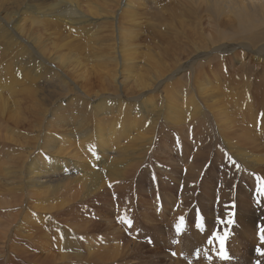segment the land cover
Masks as SVG:
<instances>
[{
    "label": "bare ground",
    "instance_id": "obj_1",
    "mask_svg": "<svg viewBox=\"0 0 264 264\" xmlns=\"http://www.w3.org/2000/svg\"><path fill=\"white\" fill-rule=\"evenodd\" d=\"M174 2L175 6L163 15L164 6L159 0H0V201L4 200V206L10 205L7 211L0 210V264H64L70 258L76 261L75 264H130L124 259L126 255L136 256L139 248H133L138 244L127 239L119 226L116 229L109 225L114 229L109 234L117 243L112 245V253L105 241L101 246L98 241L100 234L96 230H101V225L83 219L74 223L80 231L76 232L73 243L59 240L65 237V229L54 216L66 214L57 207L67 195L66 188L77 185L82 193L81 200L100 201L106 199V177L127 179L128 188L133 186L135 190L138 187L142 194L146 190L155 199L157 209L163 203L169 204L166 195L161 193L162 189H168L180 197L186 196L185 202L177 200V207L184 209L189 205L190 219L194 220L193 212L198 208L199 200L193 201L192 182L199 176L190 178L192 174L189 175L187 168L181 172L174 167L157 180H150L147 174L134 177L133 164L141 161L155 131L158 135L168 134L160 128L162 125L176 130L187 122L198 127V133L210 116L216 124L221 121L223 125L239 126L242 133L239 135L246 137L252 145L258 138L253 129L264 136V115L261 122L256 116L254 102L246 100L253 75H244L249 71L235 72L245 69L247 61L233 54V47L240 44L256 59H264V42L254 46L260 40L256 32L264 30V0ZM201 10L215 22L218 30L212 40L201 33L198 37L204 39L198 40L184 29L185 18L190 13L197 17ZM225 17L238 25L247 24L244 26L246 32L251 28L248 36L251 43L235 42V37L230 30L228 32L229 26L223 21ZM143 25L146 28L150 25L152 29L144 42L140 39ZM163 27L167 30H161ZM207 44L218 53L216 66L203 67L205 61L210 60L205 49ZM187 46H191V50L187 51ZM228 54L231 59L225 60ZM230 60L237 65L235 68L230 64L235 79L215 72H225L224 65ZM216 67L221 71L214 70ZM183 71L188 72L180 77ZM261 107L264 110V99ZM164 109L166 114L161 113ZM122 142L126 147H119ZM12 143L28 147H21L23 150L13 155L10 152ZM35 148L43 149L49 159L34 154ZM86 149L90 154L84 153ZM234 152L235 161L229 164L222 163V155L217 152L218 161L213 169L220 172L222 180L226 181L224 187L229 190L232 186L226 178L233 168L243 181L254 185L255 175L264 172V149L236 147ZM182 161L190 163L186 152ZM37 192L40 196H62L59 203L37 209L30 202ZM229 193L224 191L214 198L205 197L200 200V206L207 216L222 214L217 224L224 223L225 229L239 237L234 236V240L245 241L232 220V214H241L245 208L243 205L241 209L234 208L232 201L225 204V199H230ZM256 195L253 193L251 197L256 200ZM28 204L33 210L46 213L37 216ZM174 207L177 209L176 205ZM247 208L260 210L262 205ZM128 210L133 212L134 235L140 239L148 225L139 222L134 209ZM32 216L43 228L32 222L31 229H25ZM18 219H22L24 227L15 223ZM229 220L232 223H228ZM159 225H149L152 229L149 228L148 235L162 237L165 231L173 230L172 225L164 228ZM93 227L97 229L92 230ZM49 229L54 234L52 243L59 250L65 249L56 255L64 260L60 263H55L58 259H54L56 256L51 258L47 248L48 255L35 253L33 256L27 250L30 244L37 246L35 237L45 233L51 235ZM103 235L107 237L108 233ZM144 238L147 240L144 236L141 241ZM68 244L70 247L74 244V249H68ZM235 253L231 255L235 257ZM236 259L227 260L235 263Z\"/></svg>",
    "mask_w": 264,
    "mask_h": 264
},
{
    "label": "rangeland",
    "instance_id": "obj_2",
    "mask_svg": "<svg viewBox=\"0 0 264 264\" xmlns=\"http://www.w3.org/2000/svg\"><path fill=\"white\" fill-rule=\"evenodd\" d=\"M160 1L162 3V6H164V9L161 11V14L163 15L169 11L170 7L172 8V6H175L174 5L175 0H159V2ZM223 21L227 26H229L228 32L230 30L232 37H235V40H234L235 42H240L244 44V43H247V41H249V43H251L250 39L248 40V36L250 34L251 28H249L248 31L246 32V26H244L247 24L243 23L242 25H238L237 23H235L234 20H232L233 22H231V20L228 17H225ZM149 27L150 25H148L147 28L144 25L143 27H141L142 32L140 33L141 34L140 39L142 42L147 41L148 37L145 38L146 35L149 36L152 32V29H150ZM180 29H183V28H180ZM184 29L186 30V33H188L189 35L194 34V36L198 38V40L204 39V38L198 37L200 33L204 34L205 37L208 36L206 37V39H211V40L214 38L213 37L214 35L216 37L218 34V30L216 29L215 22L211 18H209L206 15V13L203 12L202 10L197 12V17L192 16L190 13L189 17L185 18ZM161 30L165 31L167 29L166 27L165 28L163 27L161 28ZM256 37L259 38L260 40L256 43L252 42L254 43V46L255 45L258 46L259 44H261V42L262 43L264 42V30L257 31ZM241 38L243 39L241 40ZM212 48L213 46H211L210 44H207V47L205 49H207V52L210 54V57H209L210 60L208 62L205 61V64H203V67L207 65L216 66L218 64V61H219V58L217 57L218 53L215 51V49H212ZM141 50L144 51L142 47H141ZM186 50L187 51L191 50V46H187ZM233 54L237 55V57L244 58V60L247 61V66H245V69H240V71L239 70L237 71L236 69L235 72L239 74L242 71H245V72L249 71L247 73H244V75L248 74L247 77L250 76L249 74L253 75V76H250L251 79H250L249 88L251 90L248 91L249 93L247 92L246 98L247 97L248 98L246 100L248 102H254L255 107H256V116L257 118H260L261 122H263L261 117H263L264 115V110H263V107H261V101L262 99H264V59L262 60L256 59L254 54L247 53L245 50H243L240 47V44H237L236 46L233 47ZM244 55H247V56H244ZM227 59H231V54L227 55L225 60ZM230 64L235 66V68L237 66L235 61L230 60V62L224 65V69L226 70L225 72H222V73L219 71H215V72L220 73L224 77L228 76V78L233 77L235 79L233 75L234 70L232 69V66ZM216 68L217 69H214V70H220L218 67ZM187 72L183 71L179 76L180 77L181 75L184 76V74H186ZM244 79H246V77H244ZM258 84H260V86H258ZM159 100H161V98H159ZM161 113L166 114V110L164 109ZM241 118L244 119V121H246L245 118L243 117ZM222 125L223 124H221V121H219V123L216 124V122L210 116H209L208 121L206 122V125H203L201 129L198 130V133H196L197 132L196 130L198 127L194 128V125L192 123L184 122V124L177 127L176 130L169 129L165 127L164 125H162L160 128L164 129L165 133L166 131H168V134L163 135L162 133L158 135L157 131H155L156 132L155 136L153 137L150 145H146L145 155H143L141 161L138 164H133V167H132L135 178L142 174H147L150 180H157L160 177H162L163 174L167 175L171 171H173L174 167H176L177 170L179 169L181 172H183V170L185 171V169L187 168L189 175L192 174L190 178L195 175L199 176L198 179H196L195 177L194 178L195 181L192 182L194 186L193 201L197 202V200H199L198 208H194V212H193V216L195 217L196 220L190 219L191 211L189 210V205L188 207L185 205L184 209H180L177 207V200L181 201L182 199L185 202L186 196L180 197L177 192L173 193V191H170L168 189H162L161 193L166 195V199L168 198L169 204L164 205V203L163 204L161 203L162 204L161 207L157 209L155 207V199L153 197L151 198L149 196L150 194L147 193L146 190L143 191L144 193H146L144 195V193L142 194L140 188L138 187L135 190H133V186L128 188L129 180L127 179H123V180L117 179V178L109 179L106 177L104 179L106 181L105 187H104L105 191L107 192L106 199H101L100 201H98L97 199L93 201L91 200L89 202L81 200L82 198L81 191L78 189L77 185H73L71 188L68 187L64 190L67 193V195L63 198L61 203L59 202L61 200L62 195L56 196L54 194L53 196L52 195L40 196L41 194H38V192L35 194L36 198H30V202H32V204L36 206L37 209L39 207L46 206L49 204L54 205L56 203H59L57 207H60L61 208L60 210L66 213L65 215H56L57 217L54 216V220L59 222L60 225L65 229V234H64L65 237L59 240L70 241L73 243L75 241L76 232L80 231V228L74 225V223L75 221L77 223L81 222V220L83 219L87 223L92 222L95 225H98V224L101 225L100 226L101 230L94 228V227L92 228V230L97 229L96 230L97 234H100L98 237L100 246L103 245L102 243L105 241L106 242L105 246H107L109 253H112L111 248L114 246V244H117V243L114 242V239L109 234V233L112 234L114 231V229L111 228L109 225L113 226L116 229L119 226L120 227L119 231L122 230L123 232L121 233L125 237H127V239L128 238L133 239L134 241H136V244H138V246L136 245V247L133 248V249L139 248L138 251H136L137 252L136 256L131 258V255H126L124 259L126 262L130 264H137V263L145 264L148 262H149L148 264H152V262H157V264H174V263L177 264V262L178 264H227V263L228 264H236V263L238 264H241V263L242 264L243 263L244 264H257L258 260L260 261V264H264V257L259 256L256 251L257 248L264 249V242H262L259 237L262 234L261 230L264 229V214H263L264 213V202H263L264 195L260 194V188L264 187V172L262 171L261 173H257L255 175L256 182L253 185L252 183L248 181H243V178L239 176L237 170L233 168V170H230L229 176L226 178V180L229 183H231V186H232L231 190H229L224 187V184L226 181L222 180L223 177L220 174V172L213 169L214 164L217 163L218 161L217 152L221 153L222 155V159H221L222 163L229 164L230 161L232 160L235 161L233 156H234V153H235L234 151L236 150V147L241 148V149H246V150L251 149L255 151L264 149V136H262V134H260L259 131L253 129L254 131L258 132V133L254 132L255 135L258 134L257 135L258 138L256 139L254 145H252L246 137L239 135L240 133L239 126L237 125L234 126V125H230L227 123L223 126ZM177 131H179V133ZM25 134L30 135L29 132H25ZM11 145L13 147L10 148V152L13 155L17 154V152H19L20 150H23L21 147L27 146V145L14 144V143H12ZM158 146L160 147L157 148ZM119 147L121 148L126 147V144H123L122 142V144H120ZM185 152L190 160V163L184 164V162L182 161L183 154ZM84 153L90 154V151L86 149L84 150ZM34 154H40L47 160L49 159V155L45 154L43 149L39 151L35 148ZM94 155H95V158H97L98 153L95 152ZM90 162L91 161L89 160V163ZM224 191L230 192L228 195L230 199H225L227 201L225 202V204L232 201L234 203L233 204L234 208L241 209L242 205L245 208V210H243L244 212L242 211L241 214H236V213L232 214V217H233L232 220L234 224H236L238 228L241 230V234L243 235V237H245L246 242L236 241L239 239V237L229 232V229H225L224 223L217 224V221L218 219H221L222 214L212 213L211 215L210 213L207 216L200 206V200H203V198L208 197V196L210 198H214L216 194L224 192ZM253 193L255 195L257 194L256 200L251 197ZM231 194H232V200H231ZM70 197L74 198V200L68 201L67 199H70ZM0 202H1L0 210L1 208H3V211H7L10 205L4 206L5 205L4 200H1ZM255 203L259 205V207L260 205H262V208L260 210L263 213L260 210H257L255 208L253 210H248V208L246 209V207H255L256 206ZM174 205H176L177 209H175ZM252 205H255V206H252ZM28 206L32 208L29 204ZM131 208L134 209V213L137 215L136 218L138 217L139 222H141L145 226L148 225V228L144 229L145 233H142L140 235V239H138V237L134 235L136 231L134 228L135 223H134L133 212L128 210ZM33 209L34 208H32L31 210ZM31 210L29 209L30 212ZM33 211L37 213V216H41V215H44V213H46V211H43V210H40L41 212L40 211L37 212L36 210H33ZM178 211H182V212H178ZM259 211L261 212V214L259 213ZM204 214L207 217H210L211 215L212 216L210 217L211 219L203 216ZM177 215L179 216V218L180 217L185 218L183 230L180 232V234H177L174 229L175 223L177 224L180 223V219H178ZM247 215L249 216L248 218H247ZM73 216H74V219H72ZM240 217L245 218L246 222L241 221L242 219H240ZM252 218L255 219V221H253ZM31 219L32 220L29 219L30 221L28 222V226H25L26 230L31 229L30 226L32 225V222L35 225H38L39 227L43 228L40 223H36L37 220L34 217ZM128 219L132 221L131 227H128L127 224L123 222L124 220H128ZM15 223L24 227V223H22V219L16 220ZM157 223L158 225L160 223L161 226L160 225L159 226L162 228L172 225L171 228H173V230L165 231L162 237L161 235L159 237L154 236L153 234L148 235V231L150 228L149 225L157 224ZM220 228H223L224 230L223 229L221 230ZM252 231L254 232V235ZM49 232L51 233V235H49V233L47 234L45 233V235H42L41 237H37V238L35 237V239L33 238L34 240H36L37 246H32L30 244L27 248L28 252H30L33 256H35V253L36 254L44 253L45 255H48V253H50V257L51 256L55 257L61 252H64L65 249L59 250L58 247L52 243L54 240V234L52 233L51 229H49ZM213 232L217 234L214 237L212 236ZM225 232L228 233V238L224 242L223 249H226L227 256L229 257L230 261H233L235 257L237 258L235 263L228 261L229 259L228 260L221 259L220 255H218V253L222 251L221 245L219 243V239L225 234ZM7 233L12 234L10 233V231H8ZM89 233L90 232H87L86 234L89 235ZM104 233H108L107 237L103 235ZM109 235L111 237H108ZM144 236L147 237V240H145L144 238L142 242L141 238ZM234 236L238 237V239L234 240L233 239ZM210 237H211V243L209 242ZM40 238H45V240L48 241V243L45 240H41ZM50 240L51 242H49ZM173 240H176L177 243L173 244L172 243ZM88 242L90 243L91 240L89 239ZM250 243H253V244H250ZM39 244H41V246H39ZM130 246H135V245H132L130 243ZM233 246H235V249L232 248ZM45 248L48 249V253H47V249ZM239 248L241 250H239ZM44 249L46 251L42 252ZM68 249L73 250L74 244H72V247H70L69 245ZM232 252L234 253L236 252L238 255L235 253V257H234L233 255H231ZM173 253H175L176 255H173ZM58 258L59 256H56L54 259L57 260ZM232 258L234 259L232 260ZM61 261H64V260L58 259L55 263H60ZM173 261L175 262L173 263ZM74 262L76 263L74 259L70 258L64 264H69V263L75 264Z\"/></svg>",
    "mask_w": 264,
    "mask_h": 264
},
{
    "label": "snow or ice",
    "instance_id": "obj_3",
    "mask_svg": "<svg viewBox=\"0 0 264 264\" xmlns=\"http://www.w3.org/2000/svg\"><path fill=\"white\" fill-rule=\"evenodd\" d=\"M236 167L238 168L239 165L237 164ZM260 193H261V195H264V187H261V188H260ZM258 202H259V201H258ZM179 219H180V223H178V224H176V225L174 226V227H175V231H176L177 234H180V232L183 230L184 219H185V218H184V217H180ZM123 222L126 223L128 227H131V226H132V221H131L130 219H128V220H124ZM228 223H232V221L229 220ZM261 233H262V234H261V236H260V239H261L262 242H264V229L261 230ZM216 235H217V234H216L215 232L212 233V236H213V237L216 236ZM227 238H228V233H225V234H224L222 237H220V239H219V243H220L222 249H223L224 242H225V240H226ZM209 242L211 243V237L209 238ZM172 243L175 244V243H177V241H176V240H173ZM256 251H257V254H258L259 256L264 257V249H262V248H257ZM173 255H176V254L173 253ZM221 259H229V257L227 256V254L224 252V249H223V254L221 255ZM257 264H260V261H259V260L257 261Z\"/></svg>",
    "mask_w": 264,
    "mask_h": 264
}]
</instances>
